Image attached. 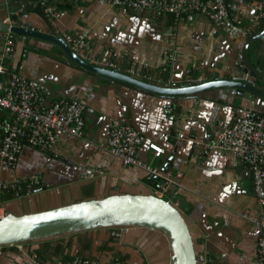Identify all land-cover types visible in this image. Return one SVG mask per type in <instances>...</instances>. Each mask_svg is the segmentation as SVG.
<instances>
[{
    "label": "crops",
    "instance_id": "obj_1",
    "mask_svg": "<svg viewBox=\"0 0 264 264\" xmlns=\"http://www.w3.org/2000/svg\"><path fill=\"white\" fill-rule=\"evenodd\" d=\"M226 1L244 7L246 24L251 9L240 0ZM61 5L66 12L52 22L55 32L86 29L98 55L116 58L124 65L148 62L151 79L147 81L158 86L169 87L171 82L186 86L187 76L198 84L239 72L241 48L236 40L201 14L157 15L113 6L108 0H68ZM26 23L45 28L34 12L28 13ZM262 29L263 22L249 36ZM38 45L52 49L47 43ZM25 47L22 38L14 42L12 69L47 86L51 100L79 98L85 105V127L81 138L62 135L52 152L26 145L15 168L0 167L4 180L24 179L33 173L41 177L36 191L3 193L0 207L4 212L21 214L114 192L152 191L155 175L123 165L103 147L116 120L146 137L137 150L142 161L160 171L166 164L171 168L172 182L166 186L164 198L173 199L189 218L197 248L210 264L252 263L258 229L241 214L246 209L264 212V206L256 202L248 166L230 152L215 149L213 141L218 121L227 124L251 108L263 110L239 99L235 90L229 94L221 89L206 90L196 98L181 96L177 100L149 95L84 75L47 53ZM249 58L264 74V36L252 44ZM3 63L7 65L5 60ZM0 116L8 114L0 112ZM149 141L162 147L160 156L153 155ZM167 243L163 234L145 228L127 232L90 229L20 247L2 246L0 264H32L33 254L44 264H62L77 255L103 262L119 257L125 264H169Z\"/></svg>",
    "mask_w": 264,
    "mask_h": 264
},
{
    "label": "built area",
    "instance_id": "obj_2",
    "mask_svg": "<svg viewBox=\"0 0 264 264\" xmlns=\"http://www.w3.org/2000/svg\"><path fill=\"white\" fill-rule=\"evenodd\" d=\"M39 1L51 22L61 18L66 12L61 3L68 0ZM240 1L245 3L246 9H251L246 24L242 17L244 7L237 3L228 4L226 0H108L113 6L143 10L157 15L201 14L214 28L234 38L238 47L242 48L254 27L264 23V0ZM27 16V14L22 15L19 20L7 17L4 22L10 26L27 27ZM61 35L70 48L89 63L123 71L138 79L150 81L151 75L148 71L151 65L148 62L124 65L116 58L98 55L88 39L86 29L64 32ZM11 37L9 31L0 35V44L3 45L0 53V112L8 114V116H0V167L5 169L16 167L26 145L44 152H52L62 135L81 138L85 127V105L79 98L61 97L51 100L47 86L26 78L12 69L15 52ZM239 59L241 64L240 53ZM6 72L8 76L2 79L1 75L7 74ZM193 83L194 79L190 76L184 79L185 85ZM171 85L180 86L176 82H171ZM144 142L146 137L136 128L113 120L103 147L110 156L119 159L123 165L135 166L155 175L157 179L151 192L164 198L166 186L172 182V170L166 166L160 171L142 161L137 155V150ZM147 146L154 156L161 155L162 147L155 142L149 141ZM213 147L230 152L237 160L248 166L256 202L260 207L264 206V113L251 108L245 115L237 117L230 123L218 121L214 128ZM53 155L58 156V154ZM38 185H41V177L37 173L11 181L0 178V203L5 192H15L17 195L22 192L30 193ZM0 210L2 217L3 208L0 207ZM241 215L258 229L256 251L251 264H264V212L255 213L251 209H246ZM16 245L21 246V244ZM32 260V264H44L36 254L32 255ZM197 260L200 264L211 262L203 252L197 255ZM62 264L125 263L119 257L103 262L96 258L77 255Z\"/></svg>",
    "mask_w": 264,
    "mask_h": 264
},
{
    "label": "water",
    "instance_id": "obj_3",
    "mask_svg": "<svg viewBox=\"0 0 264 264\" xmlns=\"http://www.w3.org/2000/svg\"><path fill=\"white\" fill-rule=\"evenodd\" d=\"M29 12H34L41 19L44 29L10 26L4 22L7 17L19 20ZM7 31L12 34L13 42L22 38L26 49L35 48V51L47 53L84 75L99 78L115 86L170 100H177L181 96H190L193 99L197 93L206 90L221 89L226 94L235 90L238 91L239 99L251 102L264 111V74L249 58L250 47L264 36V29L249 36L240 49L241 64H237L239 72L236 76L180 87L158 86L123 71L97 66L80 58L63 36L55 32L53 23L45 15L39 0L30 4L26 0H1L0 35ZM39 43H47L52 49L41 47ZM2 49L3 45L0 44V53ZM166 166L167 164L164 168ZM32 190L36 191V187ZM136 227L160 232L166 237L169 264H200L197 255L202 251L197 248L189 218L173 199L158 197L151 190L114 192L21 214L6 211L0 217V247L52 240L90 229L114 228L127 232Z\"/></svg>",
    "mask_w": 264,
    "mask_h": 264
},
{
    "label": "bare ground",
    "instance_id": "obj_4",
    "mask_svg": "<svg viewBox=\"0 0 264 264\" xmlns=\"http://www.w3.org/2000/svg\"><path fill=\"white\" fill-rule=\"evenodd\" d=\"M26 193V192H25Z\"/></svg>",
    "mask_w": 264,
    "mask_h": 264
}]
</instances>
